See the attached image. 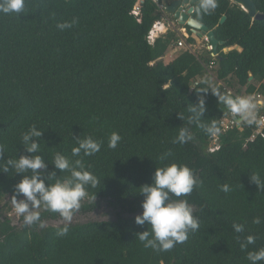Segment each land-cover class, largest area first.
Returning a JSON list of instances; mask_svg holds the SVG:
<instances>
[{
	"label": "trees",
	"instance_id": "obj_1",
	"mask_svg": "<svg viewBox=\"0 0 264 264\" xmlns=\"http://www.w3.org/2000/svg\"><path fill=\"white\" fill-rule=\"evenodd\" d=\"M138 1L25 0L19 15L0 14V162L26 154L21 137L35 125L43 131L38 154L45 159V175L54 171L52 156L60 152L70 160L82 159L101 181L87 188L88 202L73 216L105 209L115 217L43 227V221L61 218L43 208L39 221L19 228L0 213V264H250L247 252L264 248V189L249 180L259 174L264 181V140L244 147L251 131H231L222 135L220 150H203L209 135L196 127L191 109L203 98L200 122L205 124H218L227 110L204 83L208 78L202 63L211 57L206 52L200 62L184 49L165 64L178 34L169 31L153 46L147 35L162 19L161 8L175 0H142L134 16ZM251 1L264 13V0ZM217 4L211 15L201 17V24L222 43L217 47L218 80L251 93L254 89L247 85L252 78L261 83L264 96V21H253L231 0ZM73 19L77 23L71 28L61 31L56 26ZM179 27L191 35L189 27ZM197 40L191 35L186 42L195 45ZM234 46L241 51H223ZM181 127L190 128L194 137L183 145L173 143ZM112 132L121 136L115 149L108 147ZM78 136L102 141L100 151L72 157ZM165 153L170 155L161 161ZM171 163L187 165L202 182L182 197L200 226L172 250L154 251L136 235L151 231L134 223L143 199L138 188L151 183L156 167ZM14 175L0 174V199L5 195L11 201L20 179ZM57 175L63 179L69 173ZM95 193L96 199L91 198ZM256 217L260 224L253 223ZM233 224H243L244 231L236 233ZM64 227L67 234L58 235ZM249 235L256 237L255 243L242 251Z\"/></svg>",
	"mask_w": 264,
	"mask_h": 264
},
{
	"label": "clouds",
	"instance_id": "obj_2",
	"mask_svg": "<svg viewBox=\"0 0 264 264\" xmlns=\"http://www.w3.org/2000/svg\"><path fill=\"white\" fill-rule=\"evenodd\" d=\"M197 4L196 15L188 20L193 30L202 26V16L211 15L218 7L217 0H197ZM24 7L25 0H0V14L19 15ZM75 23L77 20L73 19L71 22L58 23L56 26L63 31ZM204 83L211 88L218 101L226 106L236 125L251 126L259 123L258 104L252 95L233 96L222 93L211 81L206 80ZM201 91L206 92L207 88H202ZM191 111L195 114L191 119L196 123V127L202 128L209 136H219L221 129L216 120L208 124L200 122L205 111L203 98L198 100V105ZM42 134L43 131L37 129L35 125L30 126L21 137L26 154L0 162V174L5 175L11 171L15 173L14 176L20 177L19 182L14 185L11 203L15 212L23 217L25 225L39 221L40 213L35 209L41 207L58 213L63 221L68 223L72 221L74 213L81 208V201L89 198L87 188H96L101 181L91 171L86 170L82 159L70 160L60 152L52 156L51 165L54 171L45 175L42 170L46 169V162L42 155L38 154L41 151L39 138ZM193 138L190 128L181 127L173 143L183 145ZM120 141L121 136L112 132L108 138V147L115 149ZM75 143L77 146L71 149L72 157L92 156L99 152L102 146V141H97L91 136L84 138L78 136ZM2 151L3 146L0 145V152ZM169 155L170 153H165L159 159L166 160ZM57 172H68L69 175L61 179ZM249 180L256 187L264 189V181H261L259 174L250 175ZM201 183L187 165L171 163L155 168L151 183L138 188L143 199L139 205L141 211L134 217V223L138 226H150L151 229L150 232L145 230L136 234L144 243V247L154 251H170L177 244L184 243L190 231L199 229L198 218L193 215L188 200L182 197L190 195ZM222 190L228 192V185H222ZM91 198L96 199V193ZM253 223L260 224L261 219L256 217ZM233 229L236 233H241L244 231V225L233 224ZM67 232L68 228L64 227L58 235L64 236ZM255 240L256 237L247 236L240 245L241 250H246L248 245L255 243ZM246 259L250 264L264 262V248L248 251Z\"/></svg>",
	"mask_w": 264,
	"mask_h": 264
},
{
	"label": "built area",
	"instance_id": "obj_3",
	"mask_svg": "<svg viewBox=\"0 0 264 264\" xmlns=\"http://www.w3.org/2000/svg\"><path fill=\"white\" fill-rule=\"evenodd\" d=\"M143 3L142 0H139L137 2V4L134 6L131 14L134 16H138L139 11H140V6ZM163 10V8H161V11ZM167 26H166V24ZM173 25H171L170 23L161 20L158 21L156 23H154V25L152 26L151 30L149 31L148 35H147V43L150 46L154 45V42L156 39H158L161 35H164L165 33L169 32V31H173L175 33H179V31H174L173 29ZM183 32L178 34L179 40L176 43L175 47H170V49L174 52H176L179 49H185L187 51H189L190 53L194 54L197 59L201 61V58L199 57V55L196 53L197 49L195 47V45H188L186 40L188 38L191 37V35L193 36H197V34L193 31H191V35L186 31V29L182 30ZM199 40L203 39V44L205 45V50L206 52L209 53V56L211 57V61L206 64V63H202L203 69L206 73V77L208 78L209 81H211L212 85L217 84V86L221 87L225 93L229 94V95H252L257 104H258V118H259V123L255 124V125H251L248 126L246 124H241V125H236L233 122V117L230 114V112L228 110L225 111V113L219 118L218 120V126L221 129V132L219 134V136H209L203 150L208 153V154H213L215 152H217L218 150H220L221 148V137L222 135H225L228 132L231 131H237L238 133H243L245 132V130H249L251 131L249 137L245 140L244 143V147H246L247 144L249 143H254L255 141H257L258 139H263L264 140V96L262 95V93H260L259 91V87H260V82L259 81H252V78L249 79V83L247 85V87L251 84V86L253 87V91L251 93L247 92L246 90H242L240 92H237L234 87H230L229 85H227L226 83L219 81L215 70L217 69L218 65L216 62V55L212 54V47L208 41V38L203 35L202 37H198ZM197 40V41H199ZM230 78V77H228ZM200 82V78H198L197 80H195L192 83V87H195L198 83ZM246 87V88H247Z\"/></svg>",
	"mask_w": 264,
	"mask_h": 264
},
{
	"label": "water",
	"instance_id": "obj_4",
	"mask_svg": "<svg viewBox=\"0 0 264 264\" xmlns=\"http://www.w3.org/2000/svg\"><path fill=\"white\" fill-rule=\"evenodd\" d=\"M236 5L240 6L242 10H244L248 16L253 21H264V13H259L256 11V7L254 3L251 0H231ZM197 3V0H175L170 5L164 8V13L166 15H171L172 18L177 23L178 26H187L191 29V31L195 32L197 34V37H202L205 35L208 38V41L212 47V54L217 55V47L221 45L222 43L219 42L214 35L213 31L208 30V28L204 25H202L199 29L193 30L191 25H189L188 20L192 18V13L194 12V5ZM225 21V17H222L219 21L220 24H222ZM237 50L241 51V49L238 46H234L232 49L227 48L225 49V53L230 50ZM13 223L11 225H21L23 223V220L20 221L19 216L16 218H13ZM55 223V222H54ZM59 225L56 223L52 227H58Z\"/></svg>",
	"mask_w": 264,
	"mask_h": 264
},
{
	"label": "rangeland",
	"instance_id": "obj_5",
	"mask_svg": "<svg viewBox=\"0 0 264 264\" xmlns=\"http://www.w3.org/2000/svg\"><path fill=\"white\" fill-rule=\"evenodd\" d=\"M169 1H172V0H167V2H169ZM162 13H163V17H164L163 20L165 19L164 21H166V22L170 23L171 25H173V27L175 26L173 28L174 31H176V32L179 31V33L177 32L178 34H180V33L183 32L182 30H184V28H181L178 25H176L175 21L168 20L169 18L168 17H167L168 19L166 18L163 10H162ZM166 26H167V24H166ZM195 47L197 49V52L196 53L199 55V57H202L203 55H205V56L207 55L206 54V50H205V45L203 44V39H200L199 41H195ZM232 48H230V49H232ZM183 50L184 49H179L177 51V55L180 54L181 52H183ZM223 51H225V50H223ZM163 60H164V63L165 64H167V62H169L168 61V58H163ZM232 84H233V86H236V82L235 81H233ZM87 202H88V200L81 201V203H87ZM0 206L1 207H5L0 212L1 213V217H3V218L4 217L9 218L11 223H13L12 222L13 218H16L17 216H19L15 212V209H14L11 201L5 195H2L1 196ZM8 207L10 209H7ZM42 210H43V207H41L39 209H35V211H38V212H40ZM20 217H22V216H19V218ZM114 219H115V217H114V214H113L112 211L108 212L105 209H102V210L96 209L93 212L88 213L86 215H77L75 217L73 216L72 221L71 222H68V223H65L62 219L57 218L56 220H45V221H43L42 222V226L43 227H52L56 223L59 226H61V225H65V224H72L73 222L75 224H77V223L81 224V223H85V222H89V221H91V222H102V221H106V220L107 221H112ZM13 226H15V225H13Z\"/></svg>",
	"mask_w": 264,
	"mask_h": 264
},
{
	"label": "crops",
	"instance_id": "obj_6",
	"mask_svg": "<svg viewBox=\"0 0 264 264\" xmlns=\"http://www.w3.org/2000/svg\"><path fill=\"white\" fill-rule=\"evenodd\" d=\"M163 18H164V17L162 16V19H161V20H163ZM161 20H160V21H161ZM164 20H165V19H164ZM177 51H178V50H177ZM177 51L173 53V51L169 48V50L166 52L164 58H168V61H169V62L172 61V60L175 58V56L177 55ZM163 61H164V60H163ZM169 62H167V64H168Z\"/></svg>",
	"mask_w": 264,
	"mask_h": 264
},
{
	"label": "flooded vegetation",
	"instance_id": "obj_7",
	"mask_svg": "<svg viewBox=\"0 0 264 264\" xmlns=\"http://www.w3.org/2000/svg\"><path fill=\"white\" fill-rule=\"evenodd\" d=\"M165 14V13H164ZM165 16H166V18L168 19V20H171L172 21V16L171 15H166L165 14ZM176 23V22H175ZM177 24V23H176ZM175 27V26H174ZM182 28V27H181ZM87 203H82V205H86ZM96 210V209H95ZM43 211V210H42ZM42 211H40V212H42ZM39 212V213H40ZM90 213H91V211H90ZM88 214V213H87ZM59 219H61V218H59ZM10 220V219H9ZM23 220V217H20V221H22ZM63 220V219H62ZM107 221V220H106ZM73 224H75L74 222H73ZM77 224H79V223H77ZM15 226H17V225H15ZM23 226H27V227H30V225H25L24 223H22L21 225H19V226H17V227H19V228H22ZM38 229H39V227H38Z\"/></svg>",
	"mask_w": 264,
	"mask_h": 264
}]
</instances>
